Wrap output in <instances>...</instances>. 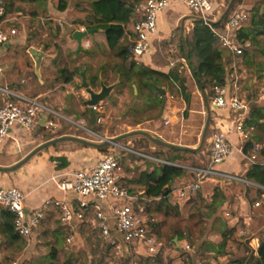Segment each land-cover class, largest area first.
I'll return each instance as SVG.
<instances>
[{
    "label": "crops",
    "instance_id": "obj_1",
    "mask_svg": "<svg viewBox=\"0 0 264 264\" xmlns=\"http://www.w3.org/2000/svg\"><path fill=\"white\" fill-rule=\"evenodd\" d=\"M61 1L4 0L5 19L8 21L6 26L13 27L16 34L0 50V68H2L0 88L27 99H37L55 111L59 117L54 119L55 128H45V125L40 123L41 115L39 123L33 126L30 133H25L14 126L9 139L0 148V165L10 167L24 159L39 145L60 137H75L91 143H102L105 139L134 131H143L165 143L196 149L200 144L207 112L205 101L188 66L185 64L182 74L186 80L184 95L187 98L182 95L178 85L164 82L162 79V86L159 88L165 91L163 95L156 92L154 87L149 88L143 84L139 76L127 78L125 73L122 74L119 71L129 73L128 69L132 68L130 61L133 60L126 57V61H123L117 55V50L108 48L102 30L94 29L93 25L84 23L88 20L86 16L90 10V4L95 0H63L65 9L59 11V7L62 5ZM252 2L257 6L260 5L261 0H252ZM142 5L143 1L132 14L130 23L125 26L130 33H132L134 23L142 17ZM251 8L247 7L245 10ZM196 20L194 15L182 7L161 14L158 18V35L153 39L156 50L154 60L152 63L144 65L133 61L134 68L129 74L137 72L141 66L160 73H167L170 70L168 66L170 60H178V64L186 62L179 58L178 42L179 40L182 42L183 48L186 46V35ZM81 27L94 29L96 32L83 40L85 51L75 54L77 44L72 39V33ZM258 40L263 42L264 38L260 37ZM124 41L125 38L122 36L118 43L119 46H122ZM25 45L28 48L43 47L47 55L42 60L38 76L34 72V62L28 53V59L24 61V66L18 63L17 56L14 57V53L21 52V48ZM254 55V52L253 54L249 53L247 59L242 61L228 54L226 67V81L233 71V64L237 67L240 79L238 95L248 101L249 111L253 105L264 109V102L259 103L255 100V94L261 86L260 79L264 74V67L261 69L260 63L256 62L254 65L251 63L250 60ZM236 60L239 62L238 65H236ZM65 67L73 73V80L67 84L56 82L57 71ZM18 70L23 72L19 76L17 75ZM256 72H260V75H257ZM82 74L94 90L99 89L100 78L107 86L116 84L109 98L99 102V111H93L85 104L88 101V94L81 87ZM251 92H254L255 96L252 95L248 98ZM12 99L13 97H8L0 92V107L5 101ZM209 106L211 113L209 128L213 131L226 132L232 146L230 156L217 169L244 179L250 164L237 149L239 137L235 132V126L239 116L228 108L213 109L211 102H209ZM51 118L48 117L47 120ZM73 128L78 132L82 131L84 134L93 135L99 141H92L82 134L74 133ZM246 130L253 144L264 147L263 134L259 129L248 128ZM141 138L144 137H131L125 139L127 140L125 143L122 140L118 142V145H109L104 148H109L108 153L119 159L121 187L128 191L136 202H144L147 210L153 209L152 216L147 213V219L153 225L152 228H155L156 236L164 243V247L159 251L163 253L162 264H183L182 254H190L196 248L200 249L201 242L197 244L199 247H196V244L188 245L184 238H180L173 231V227H167V221L171 219V216L165 217L162 213L156 212L158 209L155 207H157L159 199L145 196L144 183H139V181L142 175L152 174L158 165H170L185 171L182 177L174 179L171 189L191 182L195 177L193 169L204 167L207 164L208 152L207 154L200 153L202 149L197 153L177 150L170 152L169 150L172 149H163L149 141L148 147L152 150H161L159 153L161 156L164 154L165 159L157 158L134 150L133 142L141 141ZM207 141L209 144L210 138ZM100 149L71 141L57 143L38 152L17 171L7 173L8 175L0 173V187L20 190L25 196V206L28 210L39 208L48 199L61 200L76 208L77 196L73 192L61 191L57 183L69 178L70 174L76 170H85L93 166L105 155ZM133 156L139 157V161L133 159ZM60 158L65 159L68 163L65 168H60ZM258 160L264 164V158ZM218 189L223 197L220 207L221 214L218 217L223 222L226 221L227 231L232 234L228 237L221 254H215L210 249L206 250V254L210 255L206 262L208 264H228L230 260L241 259L247 253L246 248L250 250V253L255 254L259 241L264 239V203L259 207L254 206L252 209L241 191L244 189L241 184L211 181L204 184L199 191L200 196L206 201L204 205L210 202L211 197ZM252 189L255 187L250 188L255 197ZM153 203L155 204L152 205ZM170 205L172 204L170 203ZM191 206L192 204L183 210L177 208L180 216H178L176 227L181 230L183 227L180 223L188 222L189 214L187 213ZM101 207L109 216L108 203L103 202ZM183 211L185 213L181 214ZM225 211L230 213L229 218L224 217ZM83 214L84 220L81 223H74L77 236L78 233L83 232V229L96 226L95 211L91 205L83 210ZM1 221L0 217V223ZM208 221V235L207 237L203 235L202 240L206 239L203 240L206 245L208 243L217 244L216 240H221L223 229L219 223L217 224L214 216ZM80 225L83 226L81 229ZM108 225L109 228L110 226L115 227L113 217H109ZM62 228L68 229L61 223L59 213L54 209H49L38 228L28 238L30 241L25 239L26 246L21 245V239L24 240V238L20 237L17 241L9 242L0 232V264H38L36 261H32L37 253L36 245L42 243L44 241L42 239L47 237L49 241L45 240L46 243L54 238L57 241L59 237L63 236ZM235 228L236 231L232 232ZM158 233H165L166 237L169 236L171 240L169 242L166 239L163 240ZM237 235L241 237L234 244L231 241ZM46 243L43 254H51L52 247L48 251L47 247L49 246ZM136 252L140 256L150 257L142 246L136 245ZM230 252L236 256L231 257ZM194 264L200 263L195 262Z\"/></svg>",
    "mask_w": 264,
    "mask_h": 264
},
{
    "label": "built area",
    "instance_id": "obj_2",
    "mask_svg": "<svg viewBox=\"0 0 264 264\" xmlns=\"http://www.w3.org/2000/svg\"><path fill=\"white\" fill-rule=\"evenodd\" d=\"M178 7L184 8L197 20H201L207 25L218 39L221 48L233 58L240 57L251 48L249 39L238 37V30L249 20L247 10L231 11L225 18L222 28L215 29L212 28V25L218 22L225 9L223 0H144L141 9L142 17L134 23L132 33L123 27V37L125 38L123 51L126 55L137 64L152 63L156 56L153 39L158 35V18L164 12ZM5 16L4 0H0V50L16 34L13 27L6 26L8 21ZM79 30L86 31L87 29L81 27ZM184 63L186 62L184 61ZM177 64L178 60L172 59L168 66L171 69ZM232 69L233 71L224 85H215L212 88L211 107L213 109L228 108L238 114L239 120L235 126V132L239 137L237 149L249 164H253L258 160L261 146L253 144L247 154L243 152L244 144L249 139V134L244 128L249 103L238 95L240 79L235 64ZM1 72L2 68H0ZM260 81L261 86L255 96V100L259 103L264 102V74ZM154 83L161 87V78L155 76ZM0 92L8 97H13L12 100L5 101L0 107V148L9 139L14 126L25 133H30L33 126L39 123L40 115L44 113H47L48 117H52L46 121L45 128H55L54 119L59 115L48 106L40 103L37 99H27L6 89L0 88ZM91 109L99 111L100 105L91 106ZM231 152L232 146L227 133L222 130L214 131L209 142L207 164L204 167L193 169L195 177L191 182L181 184L169 191L170 203L179 210H183L193 203L194 197L204 184L214 181L224 184L239 183L246 187L260 189L261 199L256 201L254 206H261L264 203V187L217 169L228 159ZM57 184L61 191L73 192L77 196L76 208L61 200L48 199L39 208L28 210L25 206V196L20 190L0 187V207L14 215V224L20 237L28 239L32 232L38 228L49 209H54L59 213L61 223L69 230L64 241V249L69 252L76 248L79 242L74 223H81L84 220L83 210L91 205L95 211L96 227L100 237L117 253L123 251L124 244L134 243L137 246H142L149 256L156 255L164 247V243L156 236L147 219L145 203L136 202L135 198L121 187L120 166L115 155L105 154L90 168L76 170L70 174L69 178L63 179ZM103 202L108 203L109 216L102 210ZM223 215L225 218L230 217L228 211H225ZM109 217L114 218L115 229L121 234L123 244L110 231Z\"/></svg>",
    "mask_w": 264,
    "mask_h": 264
},
{
    "label": "trees",
    "instance_id": "obj_3",
    "mask_svg": "<svg viewBox=\"0 0 264 264\" xmlns=\"http://www.w3.org/2000/svg\"><path fill=\"white\" fill-rule=\"evenodd\" d=\"M144 0H95L90 4V10L87 13L86 18L90 20L84 23L93 25L94 29L102 30L105 36L106 43L110 50H117V55L122 58L123 61H126V53L123 51V45L119 46V40L123 36V27H125L131 21L132 14L140 3ZM241 0H236L234 8H237ZM59 11H63L64 1H61ZM261 4H263L261 6ZM261 6V8H260ZM235 10V9H233ZM232 10V11H233ZM249 12V20L246 25L238 30V37L240 39H249L251 42V47L257 46L259 44L258 38H264V0H261L260 5L252 7ZM225 21V20H224ZM223 21V22H224ZM221 24H213L212 28L220 29L223 26ZM185 45L188 52V58L192 70L194 72V79L198 86L204 90L207 95V99L211 102L213 98L212 88L215 85H224L227 76L226 67L228 65V52L221 48L218 39L213 35L211 29L205 25L201 20H196L193 23L192 29L188 32L185 39ZM179 49V58L185 60L186 52L183 48L182 42H178ZM250 50V49H249ZM249 50L245 51L240 57L239 60L247 59ZM133 69L135 64L133 61H130ZM185 64H178L172 67L167 73H160L149 69L147 67L141 66L137 72L129 74L132 72L131 69H128V72L119 71L127 76V78H133L139 76L147 87L153 88L155 85L154 77H160L164 82H169L172 84L178 85L182 95H184L186 88V80L182 77V74L185 69ZM73 80V73H71L67 67L57 71L56 82H61L64 84L70 83ZM185 98L186 95H184ZM244 128H253L259 129L263 134V144H264V109L259 106L253 105L250 109L248 116L244 121ZM255 139V137H253ZM141 141L149 143L145 138H141ZM253 143L247 140L243 147V152L247 154ZM161 149V148H160ZM164 149V148H163ZM101 152H107V148H101ZM174 152L173 150H169ZM264 158V147H261V150L258 154V159ZM61 166L60 168H65L68 163L65 159H59ZM119 162V159H118ZM185 174L183 169H179L170 165H158L156 170L150 175H142L139 183H144L145 193L144 195L151 199H159L157 203L158 210L156 212L162 213L163 216H174L178 217L179 212L177 207L170 205L168 200V193L171 190L174 179L182 177ZM244 179L247 181L256 184L258 186L264 187V164L257 160L255 163L250 164L249 170L244 175ZM242 185V184H241ZM243 195L248 201L250 207L253 209L254 203L256 200L261 199L260 189H252L255 197L252 195L250 188L242 185ZM220 196L219 201H216L217 197ZM205 199H203L199 192L194 197L192 206L189 208V217L188 222H181V227H173V231L179 235L180 238H184L187 243L190 245L200 244V249L211 250L215 254H221L226 245L228 237L231 236V232L227 231L226 221L222 219H217V224L219 223L223 231L221 232V240L217 244L208 243L207 245L202 240V231L201 227L206 225V221L210 220L211 217L215 216L218 208L221 207L223 202V197L220 195V190L215 191L214 195L211 197L210 202H207L206 205ZM153 203L152 205H154ZM203 205V206H202ZM202 206V207H201ZM151 207V206H150ZM204 212L202 211L203 209ZM147 213L149 216H152L153 209H148ZM0 232L4 235L5 239L9 242H14L20 239L18 232L16 230L14 221V215L7 209L0 207ZM226 223V225H225ZM153 227V225H152ZM155 230V228H153ZM236 228L232 231L235 232ZM63 232V237L65 238L68 234V229H61ZM157 232V231H156ZM246 237V234L244 235ZM59 237L57 240V245H54L51 249V259L52 261L56 260L59 256L58 246L61 243ZM241 236L239 235L238 238ZM166 241L169 242L171 238L169 236L165 237ZM25 241L21 239V245L23 246ZM136 249V245L133 244H124L123 252L125 255L129 254ZM246 254L241 259L230 260L228 264H264V239L259 241L258 248L256 253H250L249 249H245ZM199 253V252H198ZM162 252H158L156 255L150 257L139 256L142 260L141 264H162ZM193 254H182L183 264H194ZM208 264V263H203Z\"/></svg>",
    "mask_w": 264,
    "mask_h": 264
},
{
    "label": "rangeland",
    "instance_id": "obj_4",
    "mask_svg": "<svg viewBox=\"0 0 264 264\" xmlns=\"http://www.w3.org/2000/svg\"><path fill=\"white\" fill-rule=\"evenodd\" d=\"M225 3V9L226 10L230 0H223ZM250 8V7H254V4L252 2V0H241V3L239 4V6L237 8H232L237 10V9H243L245 10L246 8ZM222 13V14H223ZM88 22L90 20H87ZM246 25V24H245ZM16 29L18 30V27H16ZM27 48L28 46L25 45L21 48V52H16L14 53V57L17 56L18 59V63L21 64L22 66H24V61H27ZM252 48V47H251ZM249 50V53L253 54V52L255 53L254 57L251 58V63L254 65V63H260L261 65V69L264 67V41L263 42H259V44L257 46H253L252 50ZM250 59V58H249ZM248 59V60H249ZM253 59V60H252ZM243 61V59H241ZM236 65H238V60H236ZM17 67V66H16ZM19 67V66H18ZM20 68V67H19ZM21 69V68H20ZM20 71V72H19ZM23 72H21V70H18L17 75H21ZM257 75H260V72H256ZM254 92L249 93L248 98H250L252 95H254ZM256 95V94H255ZM254 95V96H255ZM72 131L74 133L77 134H82L85 137L91 139L92 141H99L98 138H96L93 135L90 134H84V132L80 133L78 131H76L74 128L72 129ZM214 134V131L211 130L210 128H208L207 131V139L206 142L201 150L200 153L204 152L205 154H207L208 152V148H209V144H208V139L211 138V136ZM127 140H123L122 142H126ZM148 143L146 142H142L140 140H135L133 142V148L135 151L144 154V155H148V156H155L157 158H164V154H162L161 156V150L159 149H150L148 147ZM77 147V146H76ZM109 148H107L108 150ZM109 150L107 152H105L104 154H109L108 153ZM133 159H136L137 162L139 161V157L137 156H133ZM139 164V163H138ZM0 167H3L2 165H0ZM8 175V174H7ZM220 196L217 197L216 201H219ZM203 206V205H202ZM201 206V207H202ZM203 209V208H202ZM203 212L205 211L204 209L202 210ZM179 212V211H178ZM180 213V212H179ZM185 211H183L181 214H184ZM189 210L188 213L189 214ZM221 214V209L218 208V211L216 214H214L215 216V221L217 219H221L218 216H220ZM180 216V214H179ZM178 217H174L171 216V219L169 221H167V227H175L178 225ZM209 221H206V225L203 227H201V231H202V235H208V225ZM186 223V222H185ZM83 226L80 225V229ZM165 231V230H164ZM160 235V238H162L163 240L166 237L165 233H158ZM63 237V236H62ZM238 235L236 236V238L234 240H232L231 242H233L234 244L237 243L238 239ZM78 246L76 248H74L71 251H66L64 249V241L65 238L63 237V239H61V243L58 246V251H59V256L56 260L52 261L51 259V254H43V251L45 250L44 245L46 241H49L48 237L47 238H43L42 240H44L42 243H39L36 245V256L35 258H33L32 261H36V263L38 264H141L142 260L140 259V255L137 254L136 249L134 248V250L132 252H130L129 254L125 255L124 252L122 251L121 253H117L111 246H109L101 237L99 234V231L97 229L96 226H90V228H85L83 229V232L78 233ZM29 240V239H27ZM206 240V239H203ZM24 246H26V240L24 239ZM30 241V240H29ZM217 243H219V240H216ZM48 243V242H47ZM46 243V244H47ZM54 245H57V241L54 238L53 240H50V242L47 244V250L49 251L51 247H53ZM188 245H190L188 243ZM46 246V245H45ZM196 247H199L196 245ZM192 249V247H191ZM192 252V251H191ZM190 254H193V260L197 263L203 264L205 262L208 261V258L210 257V255L206 254V250L203 249H197L192 252ZM199 252V253H198ZM211 252V251H210ZM215 255V254H214ZM231 257H234V255L236 256V254H233L232 252H230ZM142 257H146V256H142Z\"/></svg>",
    "mask_w": 264,
    "mask_h": 264
},
{
    "label": "water",
    "instance_id": "obj_5",
    "mask_svg": "<svg viewBox=\"0 0 264 264\" xmlns=\"http://www.w3.org/2000/svg\"><path fill=\"white\" fill-rule=\"evenodd\" d=\"M236 0H230L226 10L224 11V13L221 15L220 19L218 20L217 24H221L225 18L228 16V14L232 11V8L235 4ZM96 32V30L94 29H87L86 31H79L76 30L72 33V39L76 42L77 44V49L75 51V54H78L81 51H85L84 47H83V40L89 36H92L94 33ZM181 32L182 35L184 34V29L183 27L181 28ZM184 37V36H183ZM184 41V39H183ZM186 55H185V60L187 63V66L192 74V76L194 77V72L192 70V67L190 65L189 62V58H188V52H187V48L186 46H184ZM27 53L30 55V57L32 58L33 62H34V72L35 74L38 76L39 75V70L42 64V60L47 57V55L44 52V48L40 47L39 49L34 48V47H30L27 49ZM116 84L107 86L104 84V82L102 81V79L100 78L99 80V89H92L90 87V85L86 82L84 75L82 74V84L81 87L85 89L86 93L88 94V101H86V105L88 107L91 106H96L99 104L100 101L109 98L111 91L113 90V88L115 87ZM202 97L205 101L206 104V112H207V117H206V121H205V125H204V129L201 135V139H200V144L196 149H189V148H185V147H180V146H176V145H171L168 143H165L163 141H161L158 138H155L153 136H151L149 133L143 132V131H134L131 133H126L123 135H120L118 137L115 138H111V139H105L102 143H91L88 141H84L82 139H78L75 137H60L57 139H53L50 140L48 142H45L41 145H39L38 147H36L31 153H29L24 159H22L21 161L17 162L16 164L10 166V167H0V173L2 174H7V173H12L17 171L18 169H20L23 165H25L31 158H33L38 152L42 151L45 148H48L50 146H53L57 143L60 142H65V141H71V142H76L85 146H90V147H94V148H104L107 147L109 145H118V142L131 138V137H135V136H142L144 138H146L148 141H150L152 144L158 146V147H163V148H167V149H172V150H177V151H185V152H191V153H197L199 152L206 141V137H207V131L210 125V119H211V113H210V106H209V102L208 99L206 97V93L204 92V90L201 88V86H198ZM154 89L156 92H160L162 95L165 93V91L159 87L154 86ZM48 119V114L44 113L41 115V119H40V123L44 126L46 124V121ZM110 231L112 232L113 236L120 242L123 244L122 241V237L121 234L116 231L114 226H110Z\"/></svg>",
    "mask_w": 264,
    "mask_h": 264
}]
</instances>
